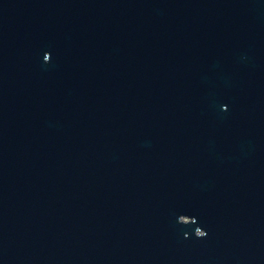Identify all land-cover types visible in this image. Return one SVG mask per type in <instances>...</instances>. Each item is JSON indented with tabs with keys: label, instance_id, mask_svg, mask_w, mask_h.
I'll return each instance as SVG.
<instances>
[{
	"label": "water",
	"instance_id": "obj_1",
	"mask_svg": "<svg viewBox=\"0 0 264 264\" xmlns=\"http://www.w3.org/2000/svg\"><path fill=\"white\" fill-rule=\"evenodd\" d=\"M0 264H264V0H0Z\"/></svg>",
	"mask_w": 264,
	"mask_h": 264
}]
</instances>
